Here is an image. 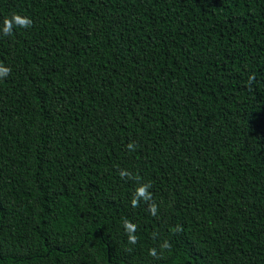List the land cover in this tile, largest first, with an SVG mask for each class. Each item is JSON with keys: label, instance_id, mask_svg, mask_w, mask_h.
<instances>
[{"label": "trees", "instance_id": "trees-1", "mask_svg": "<svg viewBox=\"0 0 264 264\" xmlns=\"http://www.w3.org/2000/svg\"><path fill=\"white\" fill-rule=\"evenodd\" d=\"M0 264H264V0H0Z\"/></svg>", "mask_w": 264, "mask_h": 264}]
</instances>
